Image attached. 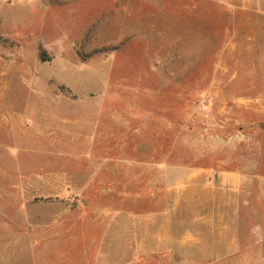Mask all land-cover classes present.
<instances>
[{"label": "rangeland", "instance_id": "1", "mask_svg": "<svg viewBox=\"0 0 264 264\" xmlns=\"http://www.w3.org/2000/svg\"><path fill=\"white\" fill-rule=\"evenodd\" d=\"M262 166L264 0H0V264H264Z\"/></svg>", "mask_w": 264, "mask_h": 264}, {"label": "crops", "instance_id": "2", "mask_svg": "<svg viewBox=\"0 0 264 264\" xmlns=\"http://www.w3.org/2000/svg\"><path fill=\"white\" fill-rule=\"evenodd\" d=\"M262 167H264V166H262ZM262 169V173L261 174H264V168H261ZM257 170H258V168H257ZM256 174V173H255ZM236 179V178H235ZM255 180L254 181H256V182H264V176H258L257 174H256V176H255V178H254ZM236 181V180H235Z\"/></svg>", "mask_w": 264, "mask_h": 264}]
</instances>
